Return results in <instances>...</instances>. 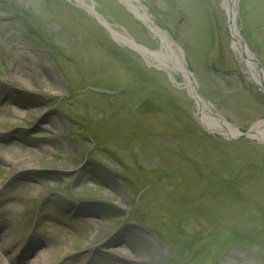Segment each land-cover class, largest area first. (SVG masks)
<instances>
[{
	"label": "rangeland",
	"instance_id": "obj_1",
	"mask_svg": "<svg viewBox=\"0 0 264 264\" xmlns=\"http://www.w3.org/2000/svg\"><path fill=\"white\" fill-rule=\"evenodd\" d=\"M223 1L0 0V264H264V89ZM235 8L264 70V0Z\"/></svg>",
	"mask_w": 264,
	"mask_h": 264
},
{
	"label": "bare ground",
	"instance_id": "obj_2",
	"mask_svg": "<svg viewBox=\"0 0 264 264\" xmlns=\"http://www.w3.org/2000/svg\"><path fill=\"white\" fill-rule=\"evenodd\" d=\"M223 6L226 11L228 27L231 32V40H232L233 49L245 61L250 77L254 79V81L259 85L261 89H264V70L258 67L257 63L255 62L254 53L246 45H244L243 40L240 37L239 31L236 26L235 0H224ZM144 19L145 21L148 22L150 28L161 38V40H164V36L162 32L155 25H153L151 20L148 19L146 16H144ZM117 36L125 43H130L131 45H133V43L128 38L124 36L121 37L119 33L117 34ZM172 55L176 58V60L177 59L179 60L178 62H180V66H183V61L181 60V57L177 55V52L172 50ZM183 67L185 69L184 73H185V79L187 81V86L190 89L192 97L196 100L197 114L199 115L201 121L205 123L206 125H208L210 129L223 132L224 134L228 136L239 135L240 130H238L236 127L230 124V122L224 117H222L217 112V110L207 105L204 102V100L197 94L195 82L193 81L189 73L187 72L185 66ZM247 134L251 137L257 136L259 140L263 141L264 140V121L253 124V126L248 130ZM6 261L7 262L2 261L1 264H10V263L16 264L18 263V258L15 256H10L7 258Z\"/></svg>",
	"mask_w": 264,
	"mask_h": 264
},
{
	"label": "water",
	"instance_id": "obj_3",
	"mask_svg": "<svg viewBox=\"0 0 264 264\" xmlns=\"http://www.w3.org/2000/svg\"><path fill=\"white\" fill-rule=\"evenodd\" d=\"M255 62L258 64V62H257V60L255 59ZM247 133H245V135H246ZM248 135V134H247Z\"/></svg>",
	"mask_w": 264,
	"mask_h": 264
}]
</instances>
